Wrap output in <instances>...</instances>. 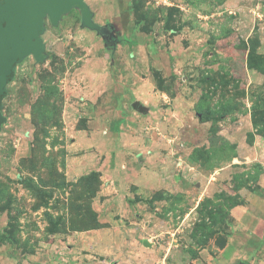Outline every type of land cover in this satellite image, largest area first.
<instances>
[{"label": "rangeland", "instance_id": "1", "mask_svg": "<svg viewBox=\"0 0 264 264\" xmlns=\"http://www.w3.org/2000/svg\"><path fill=\"white\" fill-rule=\"evenodd\" d=\"M16 66L0 264H264V0H84Z\"/></svg>", "mask_w": 264, "mask_h": 264}, {"label": "water", "instance_id": "2", "mask_svg": "<svg viewBox=\"0 0 264 264\" xmlns=\"http://www.w3.org/2000/svg\"><path fill=\"white\" fill-rule=\"evenodd\" d=\"M79 9L82 22L89 29L105 31L92 20V12L84 0H0V131L7 122L3 101L14 80L16 66L27 56L40 62L45 59L41 35L45 20L58 25L63 16Z\"/></svg>", "mask_w": 264, "mask_h": 264}]
</instances>
